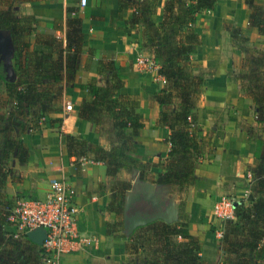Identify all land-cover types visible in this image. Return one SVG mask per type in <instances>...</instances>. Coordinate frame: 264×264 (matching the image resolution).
<instances>
[{
    "label": "trees",
    "instance_id": "1",
    "mask_svg": "<svg viewBox=\"0 0 264 264\" xmlns=\"http://www.w3.org/2000/svg\"><path fill=\"white\" fill-rule=\"evenodd\" d=\"M21 1L29 0H0V31L9 32L15 71L12 79L6 70V60L0 58V108L11 106L5 118L13 126L39 128L52 104L62 97L63 82L71 80L79 69L80 57L85 52L82 20L78 16V7L68 6L65 17L54 19L52 30L44 31L33 14L17 12L15 3ZM218 1L165 0L161 20L155 22L152 15L158 0H119V13L123 6L134 8L132 17L125 23L132 29L142 27L144 45L157 66L159 79L155 81L153 98L159 104L160 112L155 124L169 129L170 150L161 164L164 170L151 178L155 184H169L172 191H182L195 182V170L204 156L203 140L197 137L194 110L206 73L191 58L201 44L195 28L197 16L213 10ZM244 2L247 24L264 43V3ZM227 27L234 28L237 33L235 36L230 31L229 37L242 54L241 73L239 71L235 79L244 95L249 97L255 112L261 115L257 122L262 124L264 45L262 48L249 47L247 43L260 41L253 37L251 40L237 26L228 24ZM87 52L89 56L84 67L100 74L103 85L94 81L85 84L92 100L80 102L78 116L91 122L95 133L104 137L109 147L67 134V154L75 157L77 167L81 166L79 159L83 158L84 161L102 163L108 176L136 171L144 180L134 145V137L144 126L137 110L138 97L119 92L124 76L112 59H95L92 49ZM27 116L31 117L29 123L24 122ZM2 118L0 114V120ZM254 143V166L249 170L251 192L245 200L236 202L233 218L225 224L224 256L217 264H258L264 252V136L255 137ZM141 206L152 210L146 203ZM126 237L127 253L132 257L142 255L138 261L132 258L131 264H209L202 257L198 237L189 233L186 222L155 220L135 228ZM36 255L40 258L38 250Z\"/></svg>",
    "mask_w": 264,
    "mask_h": 264
},
{
    "label": "crops",
    "instance_id": "2",
    "mask_svg": "<svg viewBox=\"0 0 264 264\" xmlns=\"http://www.w3.org/2000/svg\"><path fill=\"white\" fill-rule=\"evenodd\" d=\"M164 1L157 2L155 13L152 15L155 22L161 20ZM261 1L263 0H255L257 3H264ZM20 3L25 7L22 13L33 14L41 29L47 27L49 32L52 30L54 19L65 17L66 7H78L85 52L80 57L79 69L75 76L68 82H63L62 97L57 98L52 104V109L41 119V125L35 134H29V129L25 131L22 137L25 154L18 156L5 153L0 146V232L4 230L6 235L7 232L13 231L14 227L4 217L18 199L43 198L50 180L63 176L75 189L74 202L80 210L76 222L78 232L95 236L97 243L79 252L65 254L61 264H131L129 261L132 256L126 250L128 240L125 230L118 222L114 188V181L119 179L118 175L127 172L121 171L117 176H108L103 164L94 161H85L77 167L75 157L67 154L66 135L109 147L105 138L95 133L93 124L78 116L80 102L92 100L85 84L94 81L99 86L103 85L100 74L84 67L89 56L87 50L92 49L95 59H112L119 68L124 76V84L119 92L138 97L137 110L144 126L134 137V145L139 163L143 167L144 180L152 182V178H147L146 174L153 176L164 170L161 164L168 157L170 150V131L166 126L155 124L160 112L159 104L153 98L156 92L155 81L159 79L157 66L151 56L146 58L151 64L148 63L145 70L135 63V57L141 54L144 38L141 26L132 29L125 23L132 17L134 8L126 5L119 13V0H88L85 7L79 6V0H29ZM246 11L244 0H219L213 10L201 12L197 16L195 28L201 38L198 31L199 17L203 13H213L219 22L234 23L242 30L247 27L250 33L244 29V35L249 37L248 34L253 32L254 35L255 30L247 24ZM0 34L7 38L9 45L5 60L8 66H14L9 32L0 31ZM200 46L201 44L196 47L191 60L204 70V64L194 60L196 50ZM239 63L240 60L232 63L229 70L235 71V68H239ZM219 65L221 67H217L214 74H206L194 110L197 137L199 140L203 138L204 141L210 136L213 148L204 147L205 155L195 170V182L182 191H172L170 186L169 193L178 205V221L186 222L189 233L198 237L202 246L201 254L206 261L213 252L214 264L224 256L222 239L218 233L224 232L228 221L216 216L213 207L215 202L222 197L235 200L233 196H237L238 201L245 200V196L251 192L252 178L249 170L254 166L255 138L251 137L252 131L249 128L239 127L237 120L242 117L244 121L247 118L245 125L261 124L257 121L250 123L252 106L243 105L244 95H240L239 83L227 74L228 63ZM7 73L9 77H15L13 70ZM66 101H70L71 105L67 107ZM8 110H11L10 105L0 108V114L3 115L0 127L6 125L5 130L13 126L5 118ZM30 119L31 117L27 116L24 122L29 123ZM9 238L13 242L31 245L32 248L27 252V256H30L27 263L31 264V255L37 252V245L26 236L20 239L13 236ZM176 239L180 240L179 237ZM260 261L264 264V252Z\"/></svg>",
    "mask_w": 264,
    "mask_h": 264
},
{
    "label": "rangeland",
    "instance_id": "3",
    "mask_svg": "<svg viewBox=\"0 0 264 264\" xmlns=\"http://www.w3.org/2000/svg\"><path fill=\"white\" fill-rule=\"evenodd\" d=\"M263 1H261V2H263ZM15 9L17 10V12L19 14H21L22 12L25 11V7H23L22 3H20V2L15 3ZM228 24L233 26V27L236 26L234 23H223L222 21L219 22L217 20V18H215V16L213 15V13H203L199 17V26H198L199 29H198V31L201 34L202 43H201V46L196 50V53L194 55V60H197L201 64H204L203 65L204 72L207 75L214 74L217 67H219V68L221 67V65H219V64H221V63L227 64L228 63L229 67L226 65L227 74L231 75L233 77V79H235L234 76L237 73H239V71L241 73V69L235 68V71H230L229 68H231L232 63L240 60L242 54L239 50H237V48L231 42V39L229 37L230 31H232L235 36H237L236 35L237 33L235 32L234 28L227 27ZM246 28L247 27H244L242 31H244V29H245L248 33H250V31ZM43 29H44V31H49V28H47V27H45ZM243 34H245V31L243 32ZM248 36L251 40L253 37V39L259 40L260 42H253L250 40L251 42L247 43V46L251 47L252 45H255L258 48L263 47V45H264L263 38L259 37L256 33L253 35V32L251 34H248ZM241 44L246 46L245 43L243 44L241 42ZM8 49H9V45L7 43V38H5L4 35L0 34V58L5 59V57L8 54ZM141 50L144 53H142ZM141 50L140 51H141L143 58H147V56L152 57V55H150L149 52L146 53L147 51H149V49L144 45V42H143V46L141 47ZM151 57L149 59H151ZM154 64H155V62H154ZM6 70H7V72L8 71L10 72L11 70H13L14 76H15L14 66H8L7 61H6ZM11 78L14 79L15 77H11ZM239 92H240V95L241 94L244 95V93H243V91H241V89L239 90ZM242 99H243V105H245V107L248 104L251 105L250 99L248 96H246V94L244 96H242ZM251 106H252V109H250L249 115H250V117H253V113H254L255 116L253 118L249 117V119H250V123H253L252 121L256 122L258 119L261 118V115L257 114L255 112L253 105H251ZM224 113H222V114H224ZM262 116L264 117V115H262ZM246 119L247 118H245V121H244L243 118L240 117V119L237 120L238 121L237 125H239V127L243 126L245 128H249V130L252 131L251 137H254V138L255 137H263L264 136V123L256 124L253 126L252 125H245V124H247ZM250 123H248V124H250ZM5 126L6 125H2L0 127V146L3 148L2 151L5 153H10V154H17L18 156L25 154V147H24L22 137H23L25 131H27L28 129H29V134L34 135L37 128L30 127L28 129H26V128L19 127V126H12L11 129L5 130ZM202 140H203V138H202ZM203 143H204V147L206 146V147H208V149L213 148L211 145V137L210 136L207 137L206 139H204ZM204 155H205V151H204ZM250 170H251V168H250ZM146 177L147 178L152 177V175L149 176L148 174H146ZM118 178L119 179L117 181H114L115 182L114 188L116 190L115 192H116V196H117L115 199V206H116V204L120 205L119 207H117L118 208V222H119V225L124 230V225L122 224V216H123V209L122 208H123V204H124L125 194L127 193L128 190H130L132 188L133 180L131 178L130 173H120L118 175ZM122 182H127V183H125V185H121ZM247 196H248V194H247ZM247 196H245V198H247ZM233 198H235V200H237V196H233ZM31 248L32 247L29 243H21L19 241L13 242L9 237H6V235H4V230H1V232H0V264H26L28 262L27 252ZM212 255H213V252L211 253V257L207 258V262L209 264H214V262H215V261H213L214 259H213ZM31 256L33 259L31 264L32 263L37 264V262H38V264L40 263L39 258H37L38 256L36 255V253L31 255ZM131 258L136 259L138 261L142 258V255H139L138 257H131ZM133 259H130V260H133ZM215 260H216V258H215ZM258 264H263V261H260Z\"/></svg>",
    "mask_w": 264,
    "mask_h": 264
},
{
    "label": "built area",
    "instance_id": "4",
    "mask_svg": "<svg viewBox=\"0 0 264 264\" xmlns=\"http://www.w3.org/2000/svg\"><path fill=\"white\" fill-rule=\"evenodd\" d=\"M88 0H79V6L85 7ZM153 60V59H152ZM135 63L140 69L151 64L142 54L135 57ZM154 63V61H153ZM66 106L71 102L66 101ZM81 165L85 162L79 159ZM75 189L63 176L52 178L49 188L43 198H20L12 210L6 214V220L14 227L6 236L15 239L25 237L27 232L37 227H43L45 237L38 253L41 264H61L65 254L79 252L97 243L96 237L91 234H81L76 228L79 208L74 202ZM238 200L222 197L214 204V212L222 219L233 218V204ZM222 238L223 233H218Z\"/></svg>",
    "mask_w": 264,
    "mask_h": 264
},
{
    "label": "water",
    "instance_id": "5",
    "mask_svg": "<svg viewBox=\"0 0 264 264\" xmlns=\"http://www.w3.org/2000/svg\"><path fill=\"white\" fill-rule=\"evenodd\" d=\"M130 175L133 186L125 194L123 204V225L126 235H129L135 228L155 220L167 223L178 221V205L174 197L169 196L171 189L169 184L159 185L141 180L136 171ZM138 202L146 203L152 210L144 212L134 210ZM235 205L236 202L233 207ZM26 237L35 245L40 246L45 237V230L43 227L34 228L27 232Z\"/></svg>",
    "mask_w": 264,
    "mask_h": 264
},
{
    "label": "flooded vegetation",
    "instance_id": "6",
    "mask_svg": "<svg viewBox=\"0 0 264 264\" xmlns=\"http://www.w3.org/2000/svg\"><path fill=\"white\" fill-rule=\"evenodd\" d=\"M141 204H143L142 202H138L135 204V208L134 210H138V211H141V212H144V211H149L146 207H142ZM134 210L132 212H134Z\"/></svg>",
    "mask_w": 264,
    "mask_h": 264
}]
</instances>
